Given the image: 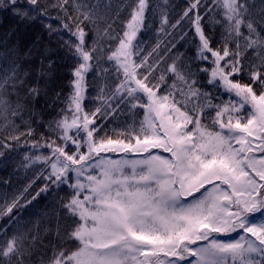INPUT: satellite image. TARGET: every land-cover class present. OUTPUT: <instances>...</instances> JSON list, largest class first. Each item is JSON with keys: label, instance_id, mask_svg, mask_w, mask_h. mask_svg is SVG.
I'll return each mask as SVG.
<instances>
[{"label": "snow or ice", "instance_id": "snow-or-ice-1", "mask_svg": "<svg viewBox=\"0 0 264 264\" xmlns=\"http://www.w3.org/2000/svg\"><path fill=\"white\" fill-rule=\"evenodd\" d=\"M202 7L223 29L216 47ZM150 9L160 20L148 48L140 34L151 27ZM0 11L21 24L57 20L44 28L50 37L67 32L63 44L76 60L65 107L44 125L49 135L33 140L24 113L40 90L26 87L18 57L8 59L15 45L0 44V121L16 132L0 140V160L27 147L21 166H41L19 193L0 195V220L8 221L0 264H264V3L257 10L249 0H188L175 23L169 0L155 7L150 0H0ZM184 20L204 66L193 70L180 54L160 70L172 51L159 56L170 29ZM93 72L96 106L88 111ZM200 74L212 91L198 87ZM62 188L64 197L21 219L42 194ZM50 236L57 243L45 244Z\"/></svg>", "mask_w": 264, "mask_h": 264}, {"label": "trees", "instance_id": "trees-1", "mask_svg": "<svg viewBox=\"0 0 264 264\" xmlns=\"http://www.w3.org/2000/svg\"><path fill=\"white\" fill-rule=\"evenodd\" d=\"M114 2L119 3L120 0H114ZM249 2L254 3L258 10L261 4L264 3V0H249ZM41 3H45V0H41ZM202 3L210 4L211 0H202ZM150 4L155 7L157 4H162V0H150ZM187 6L188 0H169L171 23H175V21L180 18V14ZM200 14L203 17L202 26L205 29V33L212 37L213 46L216 47L221 40L223 29L218 25L214 26L212 24V13L206 14L203 7L200 9ZM51 15L54 17L56 16V13L52 12ZM194 16L195 13H193V18ZM125 19H127V15L122 14L120 16V22ZM159 20V15L153 16L150 9L148 12V22L151 27H146L145 31L140 34L141 41L147 42L148 48H151L156 43V29L159 27ZM48 22H51L53 27L58 26L57 20H45L43 23L40 20H36L28 24H21L11 15L10 12L0 11V44L7 43L8 49L13 48L15 45L16 51L10 53L8 59L12 60L13 58L18 57L17 62L22 65V71L28 73L26 87L36 85L40 90L39 96L29 104L31 111H26L24 113V120L30 121L31 127L34 129L33 140H39L42 134L44 136L49 135V132L44 125L55 117L61 108L65 107V98L71 91L69 83L72 79L71 69L76 64L75 58L63 44V40L70 38L69 34L63 32L50 37L47 30L44 28V23ZM120 22L114 25V27L117 28V31L120 30ZM170 31H172V34L165 40V45L162 47L159 56H164L165 52L170 48L172 51L166 58L165 62L160 65V70L166 68L167 65L172 62V59L180 54H182L183 62L191 64L193 70L204 66L195 58L199 40L190 20H184L177 29H170ZM61 36L63 39H61ZM88 42L89 44L91 43V33H89ZM173 45H175V48H172ZM29 49H31L32 55L26 57L25 53H27ZM5 51L6 49L0 47V55H3ZM106 55L107 53H105V56ZM247 55L248 57H251L253 53L249 51ZM158 58L159 57H156L154 59ZM41 61H43V67ZM49 61L52 62L51 67H49ZM101 67L110 66L107 63H104ZM160 70L156 72L157 77L160 75ZM94 77L95 72L88 74L86 77L90 87L87 91V99L84 101V107L88 111L93 110L96 106L95 97L98 82L94 80ZM198 78L200 80L198 87H201L205 91H212L210 86L206 84L208 77L205 74H200ZM112 79H115L114 72L112 74ZM171 82V80H168V84H171ZM244 82H248L247 75L244 77ZM24 91H26V88L21 91V96L24 95ZM13 99H15V97H13ZM224 99H227V96H225ZM124 112L127 114L126 108L124 109ZM142 116L143 112L141 110L138 112L135 119L139 120ZM125 118L128 122H131L133 119L130 115L120 117L121 120H124ZM15 124L21 125L19 131H25L20 119H16ZM9 134L15 135L16 132H12L11 129L6 131L3 127V121H0V140H3ZM2 150L3 149L0 148V151ZM28 151L29 149L27 147H21L12 152H7L6 156L0 160V195L7 193L11 196L13 193H19V191L40 172L41 166L29 169H25L21 166L22 158L25 152ZM45 154H47L46 151ZM5 181H8V183L5 184ZM43 184V179L35 183L30 190L27 199H31V196L35 195ZM66 193L67 189L62 188L58 192L50 191L47 194H42L37 201L33 202L30 208L22 213L21 219H34V214L43 211L45 206L52 202L54 195L56 199H59L60 197H64ZM23 202L24 201H21V203ZM7 223V219L0 220V229H3ZM61 223L62 225L69 226L71 225V220H62ZM51 226L54 228L55 224L53 223ZM9 234H11V229L9 230ZM0 239H4V237L0 236ZM49 242L57 243V241L51 236L44 241L45 244H48ZM64 246L70 251L76 245L66 244ZM41 252H43V249H41ZM39 254L40 253H38V255Z\"/></svg>", "mask_w": 264, "mask_h": 264}]
</instances>
